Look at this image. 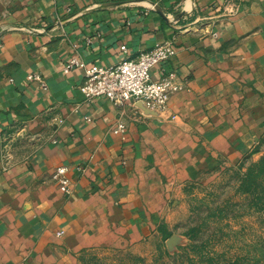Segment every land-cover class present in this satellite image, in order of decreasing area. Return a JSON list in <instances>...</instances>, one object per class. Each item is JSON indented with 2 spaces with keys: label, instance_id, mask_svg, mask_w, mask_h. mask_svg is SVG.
I'll use <instances>...</instances> for the list:
<instances>
[{
  "label": "crops",
  "instance_id": "0c3cea01",
  "mask_svg": "<svg viewBox=\"0 0 264 264\" xmlns=\"http://www.w3.org/2000/svg\"><path fill=\"white\" fill-rule=\"evenodd\" d=\"M173 39L165 67L186 89L164 111L89 101L85 70L63 71L74 55L111 66ZM263 132L264 0H0V264L144 245L169 184L237 161ZM61 166L71 194L51 179Z\"/></svg>",
  "mask_w": 264,
  "mask_h": 264
},
{
  "label": "rangeland",
  "instance_id": "374dc122",
  "mask_svg": "<svg viewBox=\"0 0 264 264\" xmlns=\"http://www.w3.org/2000/svg\"><path fill=\"white\" fill-rule=\"evenodd\" d=\"M168 188L144 245L92 250L84 264H264V132L237 161Z\"/></svg>",
  "mask_w": 264,
  "mask_h": 264
},
{
  "label": "built area",
  "instance_id": "2783aa9c",
  "mask_svg": "<svg viewBox=\"0 0 264 264\" xmlns=\"http://www.w3.org/2000/svg\"><path fill=\"white\" fill-rule=\"evenodd\" d=\"M229 12L234 13L233 10ZM178 52L179 47L173 39L111 66L101 64L88 66L80 56L74 55L64 64L63 71L69 74L76 68L85 70V80L80 90L89 101L106 98L119 108L133 104L143 105L151 110L164 111L168 108L171 98L186 89L177 70H168L165 67V64ZM155 68H162L163 74L160 77L154 76ZM30 79L43 82L41 75L38 74L31 75ZM112 132L113 135L126 140L128 125L124 120H119ZM78 170L84 169L78 167ZM51 179L65 194L72 193V180L68 167H58L51 175Z\"/></svg>",
  "mask_w": 264,
  "mask_h": 264
}]
</instances>
